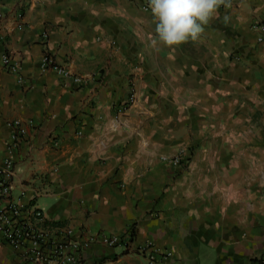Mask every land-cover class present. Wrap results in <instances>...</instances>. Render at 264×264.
<instances>
[{
  "label": "crops",
  "instance_id": "obj_1",
  "mask_svg": "<svg viewBox=\"0 0 264 264\" xmlns=\"http://www.w3.org/2000/svg\"><path fill=\"white\" fill-rule=\"evenodd\" d=\"M223 1L198 40L167 47L149 0H0V165L13 157V197L75 239L130 242L91 245L81 264H149L136 252L146 243L172 254L155 264H260L264 0ZM46 55L88 84L44 71ZM185 147L188 164L171 168ZM0 264L31 263L0 237Z\"/></svg>",
  "mask_w": 264,
  "mask_h": 264
},
{
  "label": "built area",
  "instance_id": "obj_2",
  "mask_svg": "<svg viewBox=\"0 0 264 264\" xmlns=\"http://www.w3.org/2000/svg\"><path fill=\"white\" fill-rule=\"evenodd\" d=\"M225 2L222 0L219 7L225 6ZM144 10H151L149 3ZM19 17L21 18L22 15L20 14ZM22 29L19 27V30ZM256 31L259 32L258 43H264V24L258 25ZM3 42L4 37L0 33V43ZM2 64L8 72L18 76L19 83L23 82L19 65L14 64L8 55H3ZM42 68L44 71L56 72L57 75L75 87L85 86L89 82L88 78L72 75L66 67L58 65L51 55L44 56ZM135 99L136 93L132 87L127 102L120 107L119 111H126ZM7 124L11 129L9 149L19 150L23 143V124L18 120L9 121ZM192 154L191 147H185L177 155L167 158L165 161L173 169L183 168L188 164ZM14 177L15 163L13 157H10L0 165V237L23 262L31 264H81L84 251L91 245L101 244L109 248L130 245L128 239L122 236L92 235L83 240L75 239L72 228L64 224L50 223L36 201L32 200L27 204H22L20 200L13 197ZM25 195L26 193L22 192L20 197ZM136 252L146 257L149 264H155L158 255L172 258L170 252L157 250L152 243H146ZM259 263L264 264V255L259 258Z\"/></svg>",
  "mask_w": 264,
  "mask_h": 264
},
{
  "label": "clouds",
  "instance_id": "obj_3",
  "mask_svg": "<svg viewBox=\"0 0 264 264\" xmlns=\"http://www.w3.org/2000/svg\"><path fill=\"white\" fill-rule=\"evenodd\" d=\"M221 3L222 0H149L157 42L175 47L198 40Z\"/></svg>",
  "mask_w": 264,
  "mask_h": 264
}]
</instances>
